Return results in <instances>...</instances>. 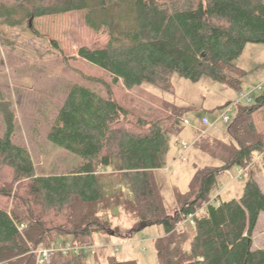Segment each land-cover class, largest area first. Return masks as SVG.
Here are the masks:
<instances>
[{"label": "trees", "instance_id": "16d2710c", "mask_svg": "<svg viewBox=\"0 0 264 264\" xmlns=\"http://www.w3.org/2000/svg\"><path fill=\"white\" fill-rule=\"evenodd\" d=\"M71 11H86L95 32L108 29L104 47H82L78 56L110 82L91 79L106 87L105 94L72 86L51 122L47 139L81 159L66 172L39 174L11 128L0 134V264H38L32 250L60 245L59 238L61 244H92L97 236L120 234L125 222L132 225L129 232L163 228L156 241L159 264H264V250L252 242L264 213L256 173L259 162L264 168V131L254 123L264 109V90L253 104L235 105L236 118L227 128L232 142H197L222 165L196 172L189 191L177 195L172 216L154 171L161 166L165 132L179 131L184 113L139 112L111 90L150 84L173 92L175 73L193 81L207 76L240 90L241 72L230 61L243 44L264 45V0H0V37L7 28ZM114 158L121 170L108 172ZM234 166H250L242 196L209 204L219 177ZM191 215L195 224L188 230L182 224ZM49 264L91 263L86 256L54 252ZM108 264L137 262L111 257Z\"/></svg>", "mask_w": 264, "mask_h": 264}, {"label": "rangeland", "instance_id": "374dc122", "mask_svg": "<svg viewBox=\"0 0 264 264\" xmlns=\"http://www.w3.org/2000/svg\"><path fill=\"white\" fill-rule=\"evenodd\" d=\"M85 16L86 11L44 16L33 20L32 27L29 22H24L7 28L0 37V134L11 128L13 140L28 149L39 174L66 172L81 160L47 139L51 122L68 90L74 85H87L105 94L106 87L91 79L110 82L105 72L78 56L82 47H104L109 41L108 29L93 31L86 24ZM72 57L77 59L63 61ZM230 63L241 72L240 90L207 76L193 81L179 73L172 77L173 92L150 84L130 91L122 86H111L114 96L122 104L139 112L152 114L153 110L170 112L178 108L183 111V117L190 121V125L182 123L175 133L165 132L159 154L161 166L154 171L168 215L176 213L177 195L189 191L198 170L222 165L219 158L202 150L197 142L202 138L205 139L201 142L206 143H212V138L232 142L227 128L236 118L235 104H253L264 90L263 44H243ZM243 96H248L251 103L243 100ZM230 107L229 120L223 123L220 118ZM202 118H207L212 127H202ZM254 123L259 132L264 131V109L254 115ZM203 131L206 134L201 137ZM182 143H186L188 149H184ZM258 164L257 180L264 190V168L260 162ZM106 170L118 172L121 170L120 161L114 158ZM228 173L219 177V184L228 188L222 195V201L239 199L247 180V175L238 178V166L230 168ZM131 227L129 222L122 223L120 234L106 233L88 244L94 246L100 264H108L111 257L120 261L135 260L137 264H159L156 241L164 235L163 228L152 225L129 232ZM191 229L189 226L188 230ZM58 242L63 243V238H59ZM252 242L253 248L264 250V213L252 235ZM87 260L91 264L96 263L95 255H89Z\"/></svg>", "mask_w": 264, "mask_h": 264}, {"label": "built area", "instance_id": "2783aa9c", "mask_svg": "<svg viewBox=\"0 0 264 264\" xmlns=\"http://www.w3.org/2000/svg\"><path fill=\"white\" fill-rule=\"evenodd\" d=\"M243 100L250 101L248 96H243ZM238 104V103H236ZM235 104V105H236ZM231 111V107L221 116L220 120L223 123H227L229 120L228 113ZM182 123L184 125H190V121L187 119H183ZM201 126L202 127H212L210 126L209 121L207 118H202L201 119ZM204 136L206 134V131L202 132ZM182 146L184 149H188V146L186 143H182ZM261 157L257 158L256 161L259 162ZM250 166L247 167H239V175L238 178H243V176L247 175V172L249 171ZM229 170L224 171V175H228ZM235 178V179H238ZM228 188L221 186L219 183L217 187L214 189L213 194L210 198L209 204L213 206H217L221 203L222 201V195L227 192ZM264 191V190H263ZM195 221H194V215L189 216L185 221H183L182 225H189V226H194ZM54 252H62L64 255L68 254H76V255H82L88 257L89 255H96L95 248L93 245H73L71 243H65V244H60L57 246H53L50 248H43L41 250H32L31 253L36 254L37 256V262L38 264H49L50 263V257L52 253Z\"/></svg>", "mask_w": 264, "mask_h": 264}, {"label": "water", "instance_id": "95a60500", "mask_svg": "<svg viewBox=\"0 0 264 264\" xmlns=\"http://www.w3.org/2000/svg\"><path fill=\"white\" fill-rule=\"evenodd\" d=\"M32 22H33V20H31V21L29 22V24H30V27H32Z\"/></svg>", "mask_w": 264, "mask_h": 264}]
</instances>
